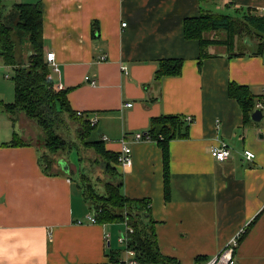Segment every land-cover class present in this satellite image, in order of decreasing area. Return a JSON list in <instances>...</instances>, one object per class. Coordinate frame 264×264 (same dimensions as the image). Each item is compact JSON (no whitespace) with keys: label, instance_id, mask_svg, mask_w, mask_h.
<instances>
[{"label":"crops","instance_id":"1","mask_svg":"<svg viewBox=\"0 0 264 264\" xmlns=\"http://www.w3.org/2000/svg\"><path fill=\"white\" fill-rule=\"evenodd\" d=\"M3 3L8 10L15 4L40 6L44 53H54L59 70L51 73L54 84L69 89L74 112L95 120L94 130L106 150L119 153L125 136L131 164L118 167L121 192L150 201L160 253L176 264H201L259 215L235 259L237 264H264V118L244 122L240 107L227 94L228 84L235 83L264 98V53L254 55L253 50L236 57L231 55L236 50L211 45L206 47L208 57L200 61L198 42L183 36L184 20L202 11L259 14L264 0ZM93 22L98 25L95 37ZM170 59L182 60L180 75L155 81L158 62ZM4 68L11 67L0 63V73ZM86 76L95 85L86 83ZM9 78H0V264H124V250L115 239L123 225L87 222L88 205L67 174L44 173L33 145L6 146L19 134L16 120L2 109V100L9 102L14 88ZM161 115L192 118L188 139L172 140L168 146V201L163 197L160 149L155 142L134 140L135 133L148 129L151 118ZM220 143L230 148L223 162L210 155ZM244 150L255 159L246 161ZM113 254L119 263L110 259Z\"/></svg>","mask_w":264,"mask_h":264},{"label":"trees","instance_id":"2","mask_svg":"<svg viewBox=\"0 0 264 264\" xmlns=\"http://www.w3.org/2000/svg\"><path fill=\"white\" fill-rule=\"evenodd\" d=\"M239 20L246 28L254 31L259 38L256 49L251 53L254 55L263 54L264 15L251 14L247 11L238 17L237 15L212 14L202 11L197 17L184 20L183 36L187 40L198 42L200 61L208 57L207 46H224L232 53L234 47H231L230 44L227 45L225 40L207 38L205 35L223 32L233 38L235 33H233V25ZM97 34L98 25L97 22H93L91 35L95 37ZM17 43L23 49L19 50V58L22 53L27 54L21 62L16 59ZM244 54L245 52H236L231 55L239 57ZM0 63L11 67L15 73L13 78L14 102L2 104V109L12 122L16 119L15 116L20 114L29 119L33 125L32 130L36 134V146L42 170L44 173L52 174L58 160H63L60 159L61 154L66 149L69 152L72 148L58 134L59 128L64 125L65 120L85 126L88 134L84 138L90 137L95 125H91V119L87 113L80 112L82 115L78 116L77 112L70 108L67 100L69 89L56 91L54 88L55 84L51 78L52 71L45 61L43 17L39 5L15 4L8 10L3 0H0ZM181 68L182 60H161L158 62L154 80L160 81L164 77H177L181 73ZM227 94L240 107L244 122L250 120V114L254 111L256 102H261L264 99L253 95L247 86L235 83L228 84ZM190 125L191 123L186 121L185 116L161 115L151 118L148 129L142 133L144 140L155 142L161 151L165 201L170 198L168 146L172 140L188 139ZM16 137L17 134H14L6 146L31 145L18 141ZM93 143L106 157H110L117 164L119 153L106 150L101 140H95ZM56 172L63 173L60 169ZM67 175H71L69 166ZM121 188L122 178L119 175V183L116 186L105 185L104 195H95L90 189L83 191V199L94 216L95 224H123L131 229L132 232L127 236L126 248L134 251L136 259L141 264H176L173 259L163 256L159 251L155 231L156 222L151 217L150 201L126 198L122 194ZM258 216L240 234L239 243L257 221ZM109 256L115 263L120 262L117 254Z\"/></svg>","mask_w":264,"mask_h":264},{"label":"rangeland","instance_id":"3","mask_svg":"<svg viewBox=\"0 0 264 264\" xmlns=\"http://www.w3.org/2000/svg\"><path fill=\"white\" fill-rule=\"evenodd\" d=\"M214 13H219L215 11ZM243 14V13H242ZM242 14L237 15L242 16ZM234 35L230 38L227 34L223 32L214 33L206 36L207 38H213L216 40L226 41L227 45L230 44L234 47L233 51L249 53L255 50L256 45L259 43V38L251 29L246 28L243 22L236 21L234 23ZM228 46V47H230ZM221 47V46H218ZM23 50L17 43V55L16 59L21 62L22 59L26 58L25 52L20 55V51ZM3 75H8V83L13 82L15 76L14 71L10 69H3L0 73V78L3 79ZM14 88L10 92V101L2 100L3 103H13L14 102ZM15 120L19 129V134L17 135V140L22 143H30L36 146V134L33 132L32 124L29 119L23 117V115H16ZM261 120L260 122H262ZM259 122V123H260ZM58 134L62 136L65 142L72 146L71 150L67 152L66 150L61 154L60 159L66 162L70 169V179L73 181V188L75 192L77 191L83 197V191L92 190L95 195H104V187L106 184H111L116 186L119 183L118 165L110 157H106L100 149L94 146L92 140H98V132L93 129L90 137L84 138L88 134V130L85 126H81L77 122L65 120L64 125L59 128ZM38 149V147L36 146ZM54 170H59L55 165ZM83 200V199H82ZM92 214L90 210L87 212ZM87 214V215H88ZM118 238V235H117ZM115 237V239H117ZM118 245H120L118 243Z\"/></svg>","mask_w":264,"mask_h":264},{"label":"built area","instance_id":"4","mask_svg":"<svg viewBox=\"0 0 264 264\" xmlns=\"http://www.w3.org/2000/svg\"><path fill=\"white\" fill-rule=\"evenodd\" d=\"M259 15H264V9L261 10ZM122 27H125V24H122ZM101 61H104V57H100ZM45 61L51 71L53 73L58 74L59 70L55 61V56L54 53L52 52H46L45 53ZM123 73L126 75L127 74V69L124 68ZM8 75H5V78H8ZM85 82L88 83L89 85H95V81L91 80L89 77L84 78ZM54 88L56 91H61L63 90L62 84H56L54 85ZM127 107H130L131 104H127ZM255 109H260L262 112V118H264V106L262 105L261 102H257L255 104ZM254 109V110H255ZM78 116H81L82 114L80 112L76 113ZM186 121L189 123H192V118L191 117H186ZM91 125H95V120H90ZM134 140L135 141H140L144 140L142 133L138 132L134 134ZM121 149L119 151V155L117 157V164L121 167H127L131 164V149L128 147L125 141V136H123L121 142ZM210 155L211 157L216 160L217 162H223L225 161L229 155H230V148L225 144V143H220L217 146H213L210 149ZM243 157L246 161H253L255 159V154L250 151V150H244L243 151ZM87 222L91 224H95V219L93 214H88L86 216ZM81 221H76V224H80ZM123 225V224H122ZM132 230L129 229L127 226L123 225V230L122 232L119 233L117 241L122 246L125 254V259L123 261L124 264H141L138 262V260L135 257L134 251L131 249L126 248L127 244V236L128 233H131ZM240 235H236L226 246L223 248L220 252H218L216 255L211 257L210 259L204 261L201 264H237V260L235 259V254H236V249L239 245V237ZM109 238V235H106V239Z\"/></svg>","mask_w":264,"mask_h":264},{"label":"water","instance_id":"5","mask_svg":"<svg viewBox=\"0 0 264 264\" xmlns=\"http://www.w3.org/2000/svg\"><path fill=\"white\" fill-rule=\"evenodd\" d=\"M250 120L252 122H260L262 120V112L260 109H255L251 114H250ZM57 167L65 174H68V165L66 164L65 161L63 160H58L57 162Z\"/></svg>","mask_w":264,"mask_h":264}]
</instances>
